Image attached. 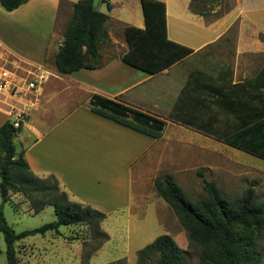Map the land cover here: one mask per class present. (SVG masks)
<instances>
[{
	"label": "crops",
	"instance_id": "1",
	"mask_svg": "<svg viewBox=\"0 0 264 264\" xmlns=\"http://www.w3.org/2000/svg\"><path fill=\"white\" fill-rule=\"evenodd\" d=\"M78 1L29 0L12 12L0 8V47L33 66L37 83L35 90L23 85L22 95L0 94V127L6 121L14 123L18 116H22L15 145L18 155L24 156L31 170L42 179L56 177L72 201L110 213L130 206L132 168L150 153L159 139L96 114L92 110V97L102 96L162 118L173 130L205 135L223 142L174 118L192 116L196 120L193 122L198 123L203 117L202 112L208 108V96H214L207 86L228 89L256 77L264 67V42L253 38L254 21L243 17L249 11L256 12L264 7L257 6L254 0H242L240 4L246 2V6L236 18L230 20V10L223 17L210 21L191 10L192 0L187 4L179 0H160L166 3L168 39L192 49L193 53L154 75L134 68L122 59L129 51L126 28L146 29L143 8V19L135 21L134 18L133 23L108 14L110 19L106 29L109 41L101 47L104 66L64 76L46 69L44 62L52 34L64 35L68 26L59 30V23L63 18L65 24L70 23L73 6ZM170 1L175 7L173 15L178 21L185 20L186 15L191 14L200 19L195 24L202 31L207 29V32L213 33V37L202 41L197 47L184 43L180 35L174 34L172 37ZM106 3L115 7L111 0H106ZM4 16L10 21H5ZM239 19L242 22L235 33L234 27ZM121 34H124V40ZM196 36L199 40V36L204 38V33L199 35L196 32ZM199 53L203 55L201 58L207 60H224L217 76L206 75L203 67L190 71L186 68L177 70L181 63ZM226 57L231 61H227ZM257 60L260 69L251 76ZM144 103L149 107H145ZM124 175H127L126 179ZM110 176L114 177L110 179ZM80 190L83 193L92 192V195H81ZM77 195L84 203L74 200ZM98 198L105 205L96 203Z\"/></svg>",
	"mask_w": 264,
	"mask_h": 264
},
{
	"label": "trees",
	"instance_id": "2",
	"mask_svg": "<svg viewBox=\"0 0 264 264\" xmlns=\"http://www.w3.org/2000/svg\"><path fill=\"white\" fill-rule=\"evenodd\" d=\"M29 0H0V5L12 12ZM192 0L191 10L203 16ZM106 3V0H101ZM146 19V29L127 27L129 51L123 61L148 74L169 69L193 53V50L168 39L166 3L160 0H140ZM108 9L112 6L108 3ZM110 16L93 9L92 0H80L73 6L72 19L63 36L52 34L44 67L69 76L83 69L104 66L101 47L109 41L106 23ZM264 42V35L261 36ZM62 41V42H61ZM61 44V45H60ZM213 93L214 105L235 124L231 130L217 128L215 117L174 118L191 128L222 140L228 145L264 159V67L253 79L225 87L207 86ZM92 110L126 127L160 139L167 122L142 110L94 95ZM203 115H207L204 109ZM198 121V120H197ZM19 129L12 121L0 127V196L10 202L11 193H20L31 202L34 214L46 207L54 208L57 220L38 229L18 234L7 222L0 206V233L7 244L9 264H18L16 244L23 238L47 233L61 234L60 228L91 226L98 231L107 213L72 201L57 182L45 183L30 168L23 155H18L15 138ZM56 180V177L50 176ZM158 195L174 210L188 232L191 245L200 250L198 264H262L263 254L257 242L264 234V202L248 187L242 196L229 199L215 181H205L206 197L193 201L175 178L169 174L155 179ZM138 264H193L186 252L170 235H162L138 252Z\"/></svg>",
	"mask_w": 264,
	"mask_h": 264
},
{
	"label": "rangeland",
	"instance_id": "3",
	"mask_svg": "<svg viewBox=\"0 0 264 264\" xmlns=\"http://www.w3.org/2000/svg\"><path fill=\"white\" fill-rule=\"evenodd\" d=\"M182 1L187 4L191 0H179L180 3ZM254 1L257 2V6L264 7V0ZM111 3L115 6L111 11L107 3H102L99 10L130 23L135 22L136 19H143L140 0H111ZM169 3L172 37L175 36L174 34L180 35L184 43L195 47L213 37V33L210 34L206 31L207 29L202 31L195 24L200 19L191 14L186 15L185 20L178 21L173 15V9H175L173 3L171 1ZM240 3L242 4V0H203L194 5L197 4L198 10L207 14L205 16L207 20L214 21L230 10H232L229 14L230 20L236 18L241 9L246 6V2L243 5ZM0 8H2L1 5ZM244 18L250 22L254 21L253 38L261 40V36L264 35V9L256 12L249 11ZM4 19L10 21L5 16ZM241 22V19L236 22L235 33ZM65 23L63 18L59 23V30L67 27L69 21ZM196 32L199 35L204 33V38L199 36L198 40ZM121 36L124 40V34ZM118 41L121 42L120 38ZM202 56L199 53L189 57L177 67V70L186 68L190 71L203 67L206 75L217 76L218 68L224 60L217 61V58L207 60V58H201ZM226 60L231 61L228 57ZM3 68L13 74L14 81L20 86L26 81H34L35 68L0 47V69ZM259 69L260 62L257 60L251 70V76L256 75ZM211 98L209 95L206 102L207 115L202 114V116L206 120L215 117L213 124L217 128L231 130L235 120L220 111L212 103ZM144 105L149 107L147 103ZM165 174L173 176L194 202L206 197L205 181H215L225 197L229 199L240 197L248 187H253L259 200L264 202L263 159L205 135L173 130V127L168 125L150 153H147L132 168L130 206L115 209L110 213L105 212L108 217L101 223L98 231L86 225L63 226L60 228L61 234L50 232L45 236L38 234L23 238L16 244L18 264H138V252L162 235L172 236L191 262L198 264L200 250L191 245L188 232L181 225L178 216L155 189V179ZM112 177L114 176H110V179ZM124 177L126 179L127 175ZM117 179L120 181V176ZM43 181L57 182L59 188L62 191L65 190L57 179L43 177ZM119 181L118 185L121 186ZM80 192L84 196L92 195V192L83 193L81 190ZM79 197L77 195L73 198L83 202ZM95 202L105 205L99 198ZM0 206H3L8 224L18 234L55 223L57 220L54 208L51 206L34 214L30 200L20 193H11L9 203H4L0 196ZM257 246L263 254L262 264H264V234L257 242ZM6 251L7 244L4 235L0 233V264H9Z\"/></svg>",
	"mask_w": 264,
	"mask_h": 264
},
{
	"label": "built area",
	"instance_id": "4",
	"mask_svg": "<svg viewBox=\"0 0 264 264\" xmlns=\"http://www.w3.org/2000/svg\"><path fill=\"white\" fill-rule=\"evenodd\" d=\"M25 87H27L29 90H35L37 87L36 81H26L24 82ZM23 85L20 86L16 84L13 78V74L6 68L0 69V94H9L11 96L16 95H22L23 94ZM22 116H18L17 121H15L13 124L15 128L20 127V121Z\"/></svg>",
	"mask_w": 264,
	"mask_h": 264
},
{
	"label": "water",
	"instance_id": "5",
	"mask_svg": "<svg viewBox=\"0 0 264 264\" xmlns=\"http://www.w3.org/2000/svg\"><path fill=\"white\" fill-rule=\"evenodd\" d=\"M93 1V9L95 11L99 10L101 0H92Z\"/></svg>",
	"mask_w": 264,
	"mask_h": 264
}]
</instances>
